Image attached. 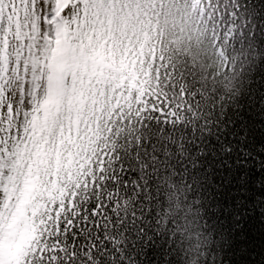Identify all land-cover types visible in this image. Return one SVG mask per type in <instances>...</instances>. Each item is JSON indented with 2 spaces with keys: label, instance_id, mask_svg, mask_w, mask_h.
I'll use <instances>...</instances> for the list:
<instances>
[{
  "label": "snow or ice",
  "instance_id": "obj_1",
  "mask_svg": "<svg viewBox=\"0 0 264 264\" xmlns=\"http://www.w3.org/2000/svg\"><path fill=\"white\" fill-rule=\"evenodd\" d=\"M180 39L243 91L235 76L226 96L189 89ZM258 63L264 0H0V264H154L161 239L167 264H227L213 217L242 229L264 196L238 172L229 209L197 172L210 137L245 162Z\"/></svg>",
  "mask_w": 264,
  "mask_h": 264
},
{
  "label": "trees",
  "instance_id": "obj_2",
  "mask_svg": "<svg viewBox=\"0 0 264 264\" xmlns=\"http://www.w3.org/2000/svg\"><path fill=\"white\" fill-rule=\"evenodd\" d=\"M260 7V5L257 6L258 10ZM201 46L202 44L196 43L195 39L191 43L180 39L172 44L177 75L183 77V81L189 89L196 87L205 89L201 83L204 72L203 62L200 59ZM252 75L259 86V82L264 79V65L258 63L253 69ZM248 115L252 116L254 121L261 119L253 112H249ZM245 123L247 124L248 121L245 120ZM251 127L253 131L247 143L248 150L244 153L245 162L243 165L238 163L241 157L236 152L228 156L212 150L215 140L210 137L209 158L202 162L197 172V175L206 179L209 190L224 193L223 196H217V200L229 209L232 204V196L235 195L234 191L229 190L233 188V177L238 172L247 178L248 187L252 189L247 193L250 200L264 196V124L253 123ZM236 130L239 131V129ZM158 190L159 185L151 189L146 196V201L150 202V193L158 192ZM148 206L149 203L139 204L140 208L147 209ZM212 222L214 226L230 237L231 246L224 250V259L227 264H264V215L259 211L252 213L242 229H235L230 217L225 213H220L218 218L213 217ZM163 244L164 241L161 239L152 250V255L149 256V260L154 261L155 264H164V261L168 259L167 255L163 253ZM157 252L160 255H154Z\"/></svg>",
  "mask_w": 264,
  "mask_h": 264
},
{
  "label": "clouds",
  "instance_id": "obj_3",
  "mask_svg": "<svg viewBox=\"0 0 264 264\" xmlns=\"http://www.w3.org/2000/svg\"><path fill=\"white\" fill-rule=\"evenodd\" d=\"M200 59L203 62L204 72L202 74L201 83L204 85L206 94H211V90L215 88L218 95H227L228 91L224 88L223 81L225 77L235 76L233 81L235 86H238L240 91H243L244 87V77L243 73L236 75L233 71H224L223 62L215 55L212 54L211 49L207 44H203L200 49ZM210 70V71H209ZM239 66H237V71ZM163 253L167 255V249H163ZM154 255H160L159 252L154 253ZM155 264V262H154ZM167 264V261H164Z\"/></svg>",
  "mask_w": 264,
  "mask_h": 264
}]
</instances>
